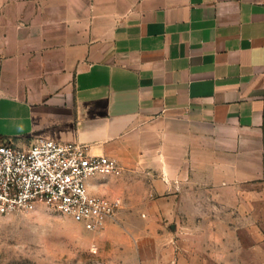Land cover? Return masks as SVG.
Instances as JSON below:
<instances>
[{"label":"crops","instance_id":"0c3cea01","mask_svg":"<svg viewBox=\"0 0 264 264\" xmlns=\"http://www.w3.org/2000/svg\"><path fill=\"white\" fill-rule=\"evenodd\" d=\"M0 128L116 160L146 264H264V0H0Z\"/></svg>","mask_w":264,"mask_h":264},{"label":"built area","instance_id":"2783aa9c","mask_svg":"<svg viewBox=\"0 0 264 264\" xmlns=\"http://www.w3.org/2000/svg\"><path fill=\"white\" fill-rule=\"evenodd\" d=\"M122 168L107 156H92L89 146L38 140L27 147L0 143V214L33 210L47 204L90 232L116 223L119 197L92 193L88 180L119 176Z\"/></svg>","mask_w":264,"mask_h":264},{"label":"rangeland","instance_id":"374dc122","mask_svg":"<svg viewBox=\"0 0 264 264\" xmlns=\"http://www.w3.org/2000/svg\"><path fill=\"white\" fill-rule=\"evenodd\" d=\"M108 229L90 232L44 203L0 214V264H146L145 254L156 249V244L119 242L120 234Z\"/></svg>","mask_w":264,"mask_h":264}]
</instances>
